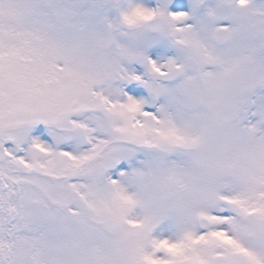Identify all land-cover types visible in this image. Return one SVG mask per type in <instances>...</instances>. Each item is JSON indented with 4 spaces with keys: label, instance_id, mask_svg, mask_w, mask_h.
Returning <instances> with one entry per match:
<instances>
[{
    "label": "snow or ice",
    "instance_id": "1",
    "mask_svg": "<svg viewBox=\"0 0 264 264\" xmlns=\"http://www.w3.org/2000/svg\"><path fill=\"white\" fill-rule=\"evenodd\" d=\"M0 264H264V0H0Z\"/></svg>",
    "mask_w": 264,
    "mask_h": 264
}]
</instances>
